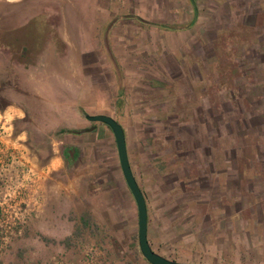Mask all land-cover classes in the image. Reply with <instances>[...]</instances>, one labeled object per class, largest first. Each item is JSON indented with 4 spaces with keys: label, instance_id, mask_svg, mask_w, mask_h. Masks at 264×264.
Instances as JSON below:
<instances>
[{
    "label": "rangeland",
    "instance_id": "obj_1",
    "mask_svg": "<svg viewBox=\"0 0 264 264\" xmlns=\"http://www.w3.org/2000/svg\"><path fill=\"white\" fill-rule=\"evenodd\" d=\"M131 2L135 16L179 28L162 31L132 22L127 29L111 30L132 37V43L122 48H144L147 43L156 53L169 51L140 60L139 66L138 61L115 60L119 68L123 62L130 71H138L149 63L174 78V89L180 91L178 112L158 115L160 123L145 128L148 145L160 155L154 160L156 169L135 172L148 202L149 244L169 259L191 264H264V172L260 171L264 168V0H195L199 17L187 28L182 27L193 19L190 0ZM124 14L119 16L124 19ZM10 100L9 94L0 93V131L2 125L8 126L1 113ZM184 102L189 107L183 108ZM34 111L40 118L27 123L28 146L23 147L13 134L7 137V149L27 151L37 176L30 177L24 195L20 192L29 216L22 234L0 255V264H150L138 245L136 204L122 175L111 129L107 126L108 133L97 138L73 125L53 131L48 123L53 115ZM189 133L206 153L210 144L218 148L213 162L217 171L202 182L204 211L211 210L210 218H193L194 205L184 204L189 195L168 189L176 175L174 171L166 175L172 169L169 161L175 158L170 150L182 146ZM131 135L127 130L130 150L136 151ZM57 137L67 140L55 143ZM61 145L67 153L64 165L42 175L37 164L59 154ZM152 154L148 150L145 157ZM12 175L14 183L8 191L17 198L22 187L16 172ZM233 195H243L244 203L229 206ZM236 208L241 211L234 214Z\"/></svg>",
    "mask_w": 264,
    "mask_h": 264
},
{
    "label": "crops",
    "instance_id": "obj_2",
    "mask_svg": "<svg viewBox=\"0 0 264 264\" xmlns=\"http://www.w3.org/2000/svg\"><path fill=\"white\" fill-rule=\"evenodd\" d=\"M190 2L193 19L182 28L195 25L199 17L195 0ZM131 3V0H0V93H7L11 98L1 113L4 123L8 124L5 128L2 125L3 131H0L6 146L9 143L7 137L12 134L15 140L23 141V147L28 146L27 123L35 124L40 118L34 115V108H38L40 114L53 115L54 119L48 121L49 129L57 131L59 127L73 125L94 138L107 134L109 128L103 122L83 118L82 114L85 113V117L105 114L119 122L124 130L128 160L136 181L135 172L149 173L150 168L156 169L154 160L160 155L148 145L145 128L159 124L158 115L170 117L178 112L180 105L176 100L180 91L174 89L177 82L174 78L170 80L161 68L155 70L149 63L144 65V70L130 71L127 64L122 62L119 68L114 61L133 60L138 61L139 66L142 64L140 60L167 55L169 51L156 53L149 50L147 43L144 48H122L121 45L132 43V37L128 32L113 34L115 32L111 30L122 26L127 29L132 22L162 31L179 28L135 16L133 12L137 9L133 10ZM121 13H125L124 19L119 16ZM93 67L98 71H93ZM103 69L106 70L104 75ZM173 89L178 95H173ZM181 106L187 108L189 103L184 102ZM86 120L93 123H86ZM16 124H23V127L17 129ZM127 130L132 131L136 151L130 150ZM66 140L57 137L55 143ZM196 140L194 133H189L182 146L170 150V155L175 158L169 161L172 169L166 175L176 173L169 191L173 189L180 195H189L184 204L188 205L187 208L189 204L194 205L190 215L203 219L207 215L210 218L211 210L204 211L206 202L201 197L202 182L208 174L211 179L213 172L217 171L213 162L217 159L218 148L210 144L206 153L207 149ZM148 150L153 153L150 158L145 157ZM65 154L61 145L59 154H51L44 165L37 164L41 174L59 170L64 165ZM194 157L197 162L192 160ZM133 158L138 163L137 168L133 166ZM260 171L264 172V168ZM140 189L149 214L147 198ZM239 201L244 203V196L233 195L228 204L233 207ZM232 211L235 214L241 210ZM148 229L149 223L147 237Z\"/></svg>",
    "mask_w": 264,
    "mask_h": 264
},
{
    "label": "built area",
    "instance_id": "obj_3",
    "mask_svg": "<svg viewBox=\"0 0 264 264\" xmlns=\"http://www.w3.org/2000/svg\"><path fill=\"white\" fill-rule=\"evenodd\" d=\"M2 136L0 134V255L8 251L11 242L24 230L30 210L20 192L24 195L23 190L32 181L30 177L37 176L25 150L13 147L7 149ZM15 172L19 187H22L17 198L8 191L14 183L12 173Z\"/></svg>",
    "mask_w": 264,
    "mask_h": 264
},
{
    "label": "water",
    "instance_id": "obj_4",
    "mask_svg": "<svg viewBox=\"0 0 264 264\" xmlns=\"http://www.w3.org/2000/svg\"><path fill=\"white\" fill-rule=\"evenodd\" d=\"M86 118L90 121H100L106 124L112 131L116 151L118 155V160L120 164V169L126 185L130 190L133 199L136 204L137 209V238H138V245L143 257L150 263V264H191L188 262L176 261L164 257L163 255L154 251L147 238V223H148V214H147V207L144 195L132 173L127 149H126V142H125V135L122 126L117 122L114 118L109 115L105 114H96V115H86Z\"/></svg>",
    "mask_w": 264,
    "mask_h": 264
},
{
    "label": "trees",
    "instance_id": "obj_5",
    "mask_svg": "<svg viewBox=\"0 0 264 264\" xmlns=\"http://www.w3.org/2000/svg\"><path fill=\"white\" fill-rule=\"evenodd\" d=\"M199 73H200V74L198 75V79H201V80H202V79H203V73H202V70H200Z\"/></svg>",
    "mask_w": 264,
    "mask_h": 264
}]
</instances>
